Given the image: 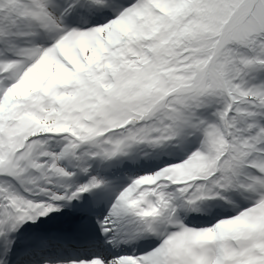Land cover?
Returning a JSON list of instances; mask_svg holds the SVG:
<instances>
[{
	"label": "snow or ice",
	"instance_id": "snow-or-ice-1",
	"mask_svg": "<svg viewBox=\"0 0 264 264\" xmlns=\"http://www.w3.org/2000/svg\"><path fill=\"white\" fill-rule=\"evenodd\" d=\"M168 145L98 221L155 246L69 264H264V0H0V239Z\"/></svg>",
	"mask_w": 264,
	"mask_h": 264
},
{
	"label": "bare ground",
	"instance_id": "bare-ground-1",
	"mask_svg": "<svg viewBox=\"0 0 264 264\" xmlns=\"http://www.w3.org/2000/svg\"><path fill=\"white\" fill-rule=\"evenodd\" d=\"M175 148V147H174ZM148 149H139L136 153V155L133 157V158H137L138 155L140 156H145V153L147 152ZM179 150L180 154H185V152L183 151V146L181 148H175L173 149L171 152H175ZM168 156H171L169 155L168 153L170 152V150L168 149V146H166V149L164 150ZM158 152V151H157ZM160 153V152H159ZM162 153V154H164ZM148 156V155H146ZM121 160H118L114 163H105V164H101L100 165V169L101 170H106L104 173L108 172L111 170L112 166H115V163H119L121 165ZM135 165H141V163L139 161H137L136 159L134 160ZM119 165V167H120ZM132 168V167H130ZM102 173V174H104ZM105 182V186L101 188V193L100 195H102L101 197L104 196V199L108 198V194H109V191L112 189L113 190V195H116L117 192L123 187L126 185V180L124 177L121 178L120 181H115L114 179L110 178V179H106V180H102ZM115 197V196H114ZM114 197L112 198L111 202L113 201ZM85 199V198H84ZM92 203L95 204V205H100L99 204V200L95 197V198H92ZM91 203V205H93ZM240 206L243 205V201H240ZM110 202H106L104 201V204H102L103 207H106V211L108 209V207L110 206ZM65 209L67 210V212H69V208L68 207H65ZM195 209H189V210H186V211H182V219L183 221H185V219H189V220H193V215L192 214H189L190 212H194ZM198 210V209H197ZM75 211V207L73 206L72 207V210L70 212V214L72 215V213H74ZM200 214V213H199ZM215 215V214H214ZM69 216V215H68ZM95 224H98L97 222H95ZM30 231V230H29ZM103 236V235H102ZM105 238V236H103ZM25 240H29L31 241L33 244L37 245V246H40V243L36 242L35 240H31V239H26V238H20L18 240L19 243H23ZM108 240V237H106V241ZM148 241H151V240H140V241H136V242H132V243H121V244H118L116 246H114V248L117 250V252H121L123 254H129V253H134L136 248L138 247V245H143V244H146ZM107 243V242H105ZM112 246V245H111ZM124 247V248H122ZM5 249L3 247L0 246V256L3 255ZM34 252L32 253H28L26 255H32ZM27 260V259H26ZM24 261V260H21V262ZM63 264H66V263H63Z\"/></svg>",
	"mask_w": 264,
	"mask_h": 264
}]
</instances>
